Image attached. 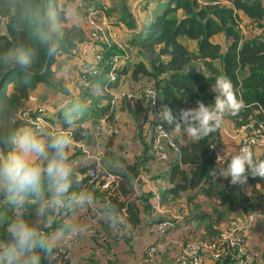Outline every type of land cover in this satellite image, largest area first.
<instances>
[{
	"label": "crops",
	"instance_id": "crops-1",
	"mask_svg": "<svg viewBox=\"0 0 264 264\" xmlns=\"http://www.w3.org/2000/svg\"><path fill=\"white\" fill-rule=\"evenodd\" d=\"M59 1L61 3L65 0ZM98 1L110 8L113 6L111 13L120 8L116 7L115 0ZM163 1L167 0H120L121 16L115 17L113 14L114 18L109 21L113 24L112 30L117 36V42L121 44L119 48L124 49L123 53L128 52V54L121 56L117 61V68L131 66L139 60L135 50L132 52L131 49L130 52L127 46L122 44L134 38L143 27L149 25L161 12L164 5L161 6L159 3ZM262 4L264 6V0ZM128 15L131 18H128ZM241 17L246 24L248 21ZM66 18L69 24L76 25L82 31L85 40L89 33L85 23L74 15L66 14ZM218 42L223 44L220 38ZM184 44L191 50L195 48L193 42ZM56 59L57 62L51 68L52 73L56 74V84L46 80L40 83L29 93V98L22 103L21 109L33 111L41 106L42 102L48 103L47 107H43L44 115L52 121L53 128L50 126L43 130L56 132L65 129L70 132L74 141L81 140L75 141L70 156L74 173L78 175L81 170H85L84 174L88 176V171L93 169L97 177L92 182L88 180L87 189L81 191L93 196L91 203L80 206L70 199L66 200L65 207L60 211L52 212L42 225L41 229L46 233L44 237L50 249L58 247L68 231L76 230L74 246L65 264H177L175 259L185 241L211 240L218 232L224 230L228 222L235 217L234 214H237V211L239 213V207L245 205L242 201H237L238 203L235 202L231 206H227L226 203L222 205L220 198L216 196L217 190L226 184L231 185L230 178L217 179L214 175L206 183L203 179L198 185L190 186L188 180L192 167L181 164L180 150L179 154L169 150V158L165 162L154 159L151 133L145 125V114L139 111L140 118L135 119L128 107V109L122 108V105L129 104L133 110L140 105L141 89L146 88L147 85L142 86L144 82L132 80L129 74L123 75L119 84L113 85L111 92L114 95L119 92H131L138 97L134 100H126L111 109L114 113L116 132H110L113 128L106 125L104 132L97 134V124L94 125L93 122L101 116L99 107L108 106L107 102L100 99L101 91L93 88L91 83L83 87L75 83L78 80L76 70L79 64L78 58L66 61H60L63 59L58 57ZM88 62L93 63L91 55L87 58ZM94 81L96 85L93 83L92 85L102 86L105 76ZM93 92L96 94L93 95ZM140 108L137 107V110ZM159 108L161 110V107ZM65 109H69L70 112H65ZM82 112L83 117H75ZM68 115L72 116L73 125L66 123ZM63 116L65 118H62ZM232 124L224 120L219 128V137L215 143L218 152L214 155V173L217 169L226 166L227 161L224 162L221 156L230 157L238 143L239 138L233 135L235 130ZM252 124L253 122L250 123ZM21 127L31 126L21 125ZM237 129L244 130L243 127ZM171 135L175 144H185L191 140L187 137L186 141H182L180 132H175L173 129ZM77 146L81 149L80 152L76 150ZM263 151L260 148L253 150L255 161ZM173 164L179 167L172 175L175 170L172 169ZM181 172L186 177L185 183ZM108 175H113L117 179L107 189L104 183ZM178 185L180 186L175 188ZM172 189L174 191L170 193ZM255 190V194L251 193L250 187L243 191L249 200L252 196H258L260 201L258 206H260L264 203V187L260 188L256 185ZM72 194L78 193L75 191ZM154 196L158 203L152 207ZM4 198L6 196L0 195V201ZM5 211L0 212V226L4 224ZM117 212L125 215L123 225L117 226L108 219L109 214ZM161 222L167 223L164 232L152 229V226ZM112 224L116 227H112ZM6 227L7 225L5 229ZM254 229H257L256 232L251 233ZM257 233H260L258 244L257 241L254 244L247 243L251 251L257 252L259 263L264 264V218L255 220L249 230H245V235L249 238L255 239ZM37 251L42 256L41 264H48V260L44 259V250L37 249ZM203 264L214 263L206 260Z\"/></svg>",
	"mask_w": 264,
	"mask_h": 264
},
{
	"label": "trees",
	"instance_id": "trees-1",
	"mask_svg": "<svg viewBox=\"0 0 264 264\" xmlns=\"http://www.w3.org/2000/svg\"><path fill=\"white\" fill-rule=\"evenodd\" d=\"M90 1L96 5L100 3L105 5L98 0ZM59 2V0H0V150L2 151L9 149L8 137L12 132L21 125H27L18 120L16 113L21 109L22 103L29 98V93L52 75L51 68L57 62L56 57L63 59L60 61L76 58V55L70 52L71 48L79 47L86 41L82 31L76 25L69 24L66 18L67 0ZM110 11L111 8L107 6L108 19ZM45 16L55 25L59 35L57 52L51 57L46 54L36 35L37 30L43 27ZM241 16L248 21L246 24L243 23ZM127 17L131 18L130 15ZM111 25L113 27V24ZM219 38L223 40V44L218 42ZM185 42H193L194 50L188 48ZM125 45L128 51L135 50L139 60L131 66L116 68L115 82L111 83L107 79L110 70L107 64L98 65L97 76H92L91 73L85 74L87 84L91 83L93 88H98L102 93L100 99L108 104L106 107H99L101 116L109 111L107 127L114 128V113L109 110L111 88L118 85L121 77L126 74H129L134 81L144 82L142 86L153 85L157 90V105L159 107L168 105L172 108L173 115L177 117L180 109L195 107L197 100L203 101L205 105L214 103L215 93L211 91L212 86L217 76L226 75L232 81L237 97L243 100L245 106L235 115H227L224 120L232 122L236 128L264 124L262 0H167L161 12L149 25L143 27L134 38L126 41ZM27 46L34 48L37 56L33 65L25 70L15 63L12 56L17 50ZM105 54L108 57L114 53L110 49L109 53ZM86 65L87 68H91L93 63L86 62ZM76 70L80 75L82 65H77ZM102 76H105L104 84L95 86L94 80ZM75 83L83 87L78 81ZM144 89H141V92ZM140 97V105L137 106L141 107L140 109L134 107L132 110L129 104L122 105V108L128 107L135 119L140 118L139 111L144 113L146 123L144 124L150 131L149 105L144 94ZM123 102H126V99H119L114 107ZM99 118L93 122L94 125H98ZM163 122L172 138L171 130L174 125ZM219 128L199 141L176 143L180 150L181 164L192 167L188 180L190 186L198 185L203 179L206 183L214 176L215 156L209 154L208 147L216 143ZM180 137L182 141H186L188 136L181 130ZM259 161H264V151L256 162ZM178 167L179 165H172V169H175L172 175ZM84 173L85 170H81L78 175L73 173L69 196L75 191L80 193L88 187V180L90 181L91 178ZM181 174L184 176L183 172ZM183 180L184 183L187 181L185 176ZM256 185L263 188L264 179L249 176L245 185L226 184L216 191V196L220 198L222 205L226 203L227 206H231L237 201H242L245 203L242 211L257 210L260 208L258 203L250 202L243 191L250 187L251 193L255 194ZM173 191L174 189L170 190V193ZM43 195H48L46 188ZM38 205V200L32 196L26 197L23 203L6 197L0 203V212L6 210L4 224L0 226V240L7 239L5 225L21 214L25 220L42 230V225L52 212L45 218H37ZM257 261L255 260L254 263ZM213 263L231 264L226 259Z\"/></svg>",
	"mask_w": 264,
	"mask_h": 264
},
{
	"label": "clouds",
	"instance_id": "clouds-1",
	"mask_svg": "<svg viewBox=\"0 0 264 264\" xmlns=\"http://www.w3.org/2000/svg\"><path fill=\"white\" fill-rule=\"evenodd\" d=\"M37 39L48 56L57 52L59 35L49 18L45 16L43 27L37 30ZM37 53L31 46L17 50L12 59L22 69L30 68ZM199 70V69H198ZM211 91L214 103L205 105L196 101L192 108H182L178 117L168 105H162L156 117L174 125L173 131L183 132L193 141H199L216 131L227 115H235L244 108V102L236 95L232 81L226 75L217 76ZM152 115V119L156 118ZM71 115L66 123H73ZM7 151L0 150V195L23 203L32 196L38 200L37 218H45L50 212L64 207L66 200L83 206L91 203L93 196L80 192L69 196L72 187L73 164L70 160L73 140L69 131L61 129L48 132L34 127L17 128L8 137ZM226 166L217 169L216 178H230L232 185H245L248 177L264 179V161L256 162L250 148H242L230 157L221 156ZM47 196H44V189ZM122 223V220L119 221ZM116 227L115 224L111 225ZM7 239L0 240V264H41L42 256L37 249L44 250V259L51 264V249L42 231L21 215L11 220L6 227Z\"/></svg>",
	"mask_w": 264,
	"mask_h": 264
},
{
	"label": "built area",
	"instance_id": "built-area-1",
	"mask_svg": "<svg viewBox=\"0 0 264 264\" xmlns=\"http://www.w3.org/2000/svg\"><path fill=\"white\" fill-rule=\"evenodd\" d=\"M67 6L65 8V14L74 15L81 20L84 19L89 27V33L86 41L79 47L72 48L71 53L76 55L78 61L82 65V72L78 75V83L82 86L87 85L86 73H91L92 76L99 74L100 64H107L110 70L107 74L109 82L113 83L116 81V75L114 71L117 68V61L120 60L123 55L115 54L113 56L106 57L105 53H101L96 40L104 42L105 36L107 35L112 39V42L117 41V36L112 30V25L106 15L107 6L101 3L96 5L90 0H67ZM71 5L73 7L70 10ZM79 12V13H78ZM114 38V39H113ZM91 55L93 58V66L87 68L86 61L88 56ZM141 94H144L146 101L149 105V121L151 123V146L152 154L155 159L161 162H165L169 158V150H173L179 154V149L175 142L172 140L169 132L164 126V122L161 121L156 114L159 112V106L157 105V90L152 85L145 88ZM140 94V95H141ZM111 96L109 100V110H111L119 99L134 100L137 99V95L131 92H119V94ZM45 110L42 106L37 107L35 110L20 109L16 113L18 120L34 128L44 129L47 123L45 118ZM152 115L156 118L152 119ZM109 111L99 118V123L96 127L97 134L104 132V128L108 122ZM113 133L116 129L111 130ZM250 148L253 152L255 148L264 150V125L258 124L252 126L250 133H247L241 138L236 149L233 150L231 155H235L240 152L242 148ZM209 154L216 152V145L211 144L208 147ZM88 176L91 178L90 182L96 179V171L91 169L88 171ZM117 177L108 175L104 187L107 189L115 182ZM158 203L157 198H152L151 206L154 207ZM65 207V206H64ZM60 208L58 211L62 210ZM260 209V208H259ZM254 210L246 214L243 219L245 222L243 225L233 224L234 227L221 230L211 240H194L185 241L180 254L177 257L178 264H201L203 260L208 259L212 262L219 261L221 259L228 260L231 264H252L258 259V254L254 251H246L239 240L238 234L241 231H245L248 227H251L255 220L264 218V208L260 210ZM259 210V211H258ZM108 219L111 222H115L117 226L123 225L125 222V215L122 212L109 214ZM122 220V223L119 221ZM167 223L161 222L152 226V229L157 232H164ZM42 234L44 235V231ZM77 236L76 230L68 231L62 243L51 250V264H65L70 257L71 249L74 246V242Z\"/></svg>",
	"mask_w": 264,
	"mask_h": 264
},
{
	"label": "rangeland",
	"instance_id": "rangeland-1",
	"mask_svg": "<svg viewBox=\"0 0 264 264\" xmlns=\"http://www.w3.org/2000/svg\"><path fill=\"white\" fill-rule=\"evenodd\" d=\"M252 1V0H251ZM115 3H116V7L118 8V7H120V8H118V9H116V10H114V13H111V11L109 12L110 13V15H109V19H113L114 17H113V14H115V17L117 16V17H120L121 16V14H122V8H121V4H120V0H115L114 1ZM166 1H163L162 3H159V5H161V6H163L164 5V3H165ZM110 4H113V3H110ZM73 7V5H71V7H70V10H71V8ZM111 8H113V6H111ZM79 13V12H78ZM68 15V14H67ZM80 19V18H79ZM81 20V19H80ZM82 21L85 23V25L88 27V25H87V22L84 20V19H82ZM88 29H89V27H88ZM262 32H263V30H261ZM114 39V38H113ZM97 41V43H98V47H99V49H100V52L101 53H109V50L111 49L112 50V52L114 53V54H122L123 55V51H124V49H120L119 48V46H121V44H120V42H115V43H113L112 42V39L110 38V37H108L107 35L105 36V40H104V42H102L101 40H96ZM123 46H126L125 44H122ZM116 47V48H115ZM71 50H72V48H71ZM71 50H70V52H71ZM125 53H127L128 54V52H125ZM59 54H60V52H59ZM114 54H112L111 56H113ZM127 54H126V56H127ZM93 59V58H92ZM78 62V61H77ZM87 62V61H86ZM94 62V61H93ZM79 64H80V62H79ZM55 76H56V74H53L52 73V76L51 77H49V78H47L46 79V81L47 82H50L51 84H53V83H55L56 84V78H55ZM95 92H93V95H95L94 94ZM92 94V93H91ZM47 104L48 103H46V102H42V104H41V106L42 107H47ZM65 112H67V113H69L70 111H69V109H65ZM83 117V112L82 113H79L77 116H75L76 118H79V117ZM80 117V118H81ZM46 121H47V123H46V125H45V128H49L50 126L53 128V125L51 124L52 123V121H50V119H47L46 118ZM66 121V120H65ZM85 122V121H84ZM227 123H230V121H226ZM23 123V122H22ZM71 125H73V124H71ZM233 126V129L235 130V132H233V135L235 134V135H237L238 136V138H239V140H238V143L235 145V149L237 148V146H238V144H239V142H240V140H241V138H243L247 133H250V131H251V128H252V126H249V125H247V126H243V129L244 130H242V129H237L235 126H234V124H232ZM72 127V126H71ZM232 127H230L231 129H232ZM75 128H76V126H75ZM232 129V130H233ZM241 135V136H240ZM240 136V137H239ZM237 138V139H238ZM79 144H81V143H79ZM87 144V143H86ZM77 148L78 149H76V148H74V150L76 149L78 152H80V148L77 146ZM82 152V151H81ZM216 152H218V146H217V144H216ZM258 196H252V197H250V202H255V203H258V202H260L259 200H258ZM5 199V198H4ZM3 199V200H4ZM2 201H0V203H1ZM259 204V203H258ZM243 207L244 206H242V207H239V209L241 210V212H240V210H239V213H238V211H237V214H234V216H232V217H234L233 219H231V221H229L228 222V224H227V226L225 227V229H227V228H229V227H234V225L233 224H239V225H243L244 224V218H245V216H246V214L248 213V212H251V210H248L247 212H244V211H242V209H243ZM264 208V203H262L261 205H260V209L261 208ZM259 209V210H260ZM258 210V211H259ZM254 211V210H253ZM249 228L250 227H248V230H249ZM247 230V229H246ZM256 230L257 229H254V231H252L251 233H255L256 232ZM46 234V233H45ZM248 234H250V233H248ZM260 235V233H257V236L255 237V239L253 238V237H246V235H245V231H241V232H239V234H238V237H239V240H240V243H241V245H242V247L246 250V251H251V247H250V245L247 243V242H249L250 244H254L256 241H257V244H258V236ZM200 240V239H199ZM201 240H207V239H201ZM250 241H252V242H250ZM182 247H183V245H182ZM182 247H181V250H182ZM181 252V251H180ZM180 252H179V254H180ZM257 253V252H256ZM206 260H208V259H205V260H203L202 261V263L201 264H203ZM175 261H176V263H177V258L175 259ZM211 261V260H210ZM178 264V263H177ZM252 264H260L259 263V260L257 261V262H252Z\"/></svg>",
	"mask_w": 264,
	"mask_h": 264
}]
</instances>
